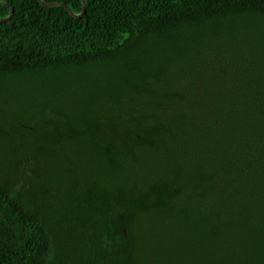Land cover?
I'll return each mask as SVG.
<instances>
[{
    "label": "trees",
    "instance_id": "trees-1",
    "mask_svg": "<svg viewBox=\"0 0 264 264\" xmlns=\"http://www.w3.org/2000/svg\"><path fill=\"white\" fill-rule=\"evenodd\" d=\"M0 3V264H264V0Z\"/></svg>",
    "mask_w": 264,
    "mask_h": 264
},
{
    "label": "water",
    "instance_id": "water-1",
    "mask_svg": "<svg viewBox=\"0 0 264 264\" xmlns=\"http://www.w3.org/2000/svg\"><path fill=\"white\" fill-rule=\"evenodd\" d=\"M41 2L42 5L46 6V7H52V6H64L68 9V11L71 13L72 16L76 17V18H81L84 16V14L86 13V0H83V12L82 14H76L73 12V10H71V8L64 4V3H60V2H53V3H46L44 2V0H39ZM2 4V3H0ZM2 5H8V4H2ZM9 6V5H8ZM11 15L7 18V19H0V21H10L14 15V10L11 8Z\"/></svg>",
    "mask_w": 264,
    "mask_h": 264
},
{
    "label": "rangeland",
    "instance_id": "rangeland-1",
    "mask_svg": "<svg viewBox=\"0 0 264 264\" xmlns=\"http://www.w3.org/2000/svg\"><path fill=\"white\" fill-rule=\"evenodd\" d=\"M6 159V154L0 151V160Z\"/></svg>",
    "mask_w": 264,
    "mask_h": 264
}]
</instances>
